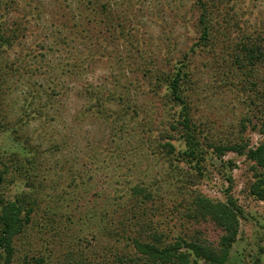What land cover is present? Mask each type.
<instances>
[{"label":"rangeland","instance_id":"374dc122","mask_svg":"<svg viewBox=\"0 0 264 264\" xmlns=\"http://www.w3.org/2000/svg\"><path fill=\"white\" fill-rule=\"evenodd\" d=\"M205 2L199 48L196 0H0V200L32 209L14 264H122L154 238L218 247L225 232L196 217L197 196L243 210L227 264H264V201L250 193L264 171L211 147L264 142V0ZM179 61L201 172L158 80Z\"/></svg>","mask_w":264,"mask_h":264},{"label":"trees","instance_id":"16d2710c","mask_svg":"<svg viewBox=\"0 0 264 264\" xmlns=\"http://www.w3.org/2000/svg\"><path fill=\"white\" fill-rule=\"evenodd\" d=\"M200 7L199 21L201 24L202 35L196 47L202 44L207 46L212 37V12L209 10L205 0H196ZM0 26V45L6 41L4 33ZM261 51L262 49L258 47ZM257 49V50H258ZM247 48H242V53ZM248 51V50H247ZM261 55V53H260ZM263 55V54H262ZM254 56H251L253 59ZM259 58V57H258ZM176 64L174 73H163L158 79L167 84L168 91L172 101L181 106L180 126L183 128V139L185 141V150L183 157L187 162L195 163V167L201 170V165L208 160V152L197 138V131L190 121L189 101L184 95V84L188 83V74L185 71L187 64L179 61ZM182 62V63H181ZM187 87V85H186ZM171 154H175V147L168 144ZM214 148L217 156L221 157L228 151H234L239 154L247 153L248 158L255 163L254 168H261L264 171V142L258 147L247 149V145H233L228 147L211 146ZM193 166V168H195ZM203 167V166H202ZM201 172V171H200ZM3 182V176L0 175V183ZM257 199L264 201V178L259 177L257 182L251 185V192ZM23 200L17 198L15 201L0 200V258L2 264H14L15 248L14 238L22 233L26 223L29 222V216L32 209L26 208L22 203ZM193 204L195 208L193 213L196 217L209 218L220 226L225 234L222 236L219 246L215 248L206 247L197 242L180 241L175 244H164L158 238H154L152 242H142L140 240L133 241V247L137 252L136 256L122 255L119 258L122 264H200L201 260L209 264H227L230 251L236 243L239 234V219L244 216L243 210L237 205L232 196H229L228 203H214L206 197L197 196ZM26 213V214H24ZM25 215V216H24ZM186 246L190 252L183 253L181 249ZM193 257V259H192ZM44 263L43 260H37ZM22 264H31L26 260Z\"/></svg>","mask_w":264,"mask_h":264}]
</instances>
